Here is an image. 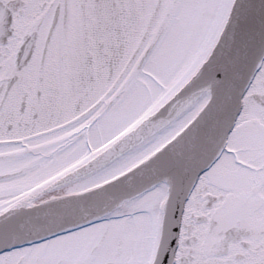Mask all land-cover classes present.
I'll return each instance as SVG.
<instances>
[{
  "label": "snow or ice",
  "instance_id": "6c2138e0",
  "mask_svg": "<svg viewBox=\"0 0 264 264\" xmlns=\"http://www.w3.org/2000/svg\"><path fill=\"white\" fill-rule=\"evenodd\" d=\"M0 264H264V0H0Z\"/></svg>",
  "mask_w": 264,
  "mask_h": 264
}]
</instances>
